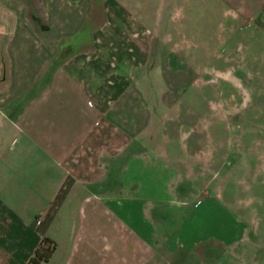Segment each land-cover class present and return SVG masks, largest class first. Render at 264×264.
<instances>
[{
    "label": "crops",
    "instance_id": "1",
    "mask_svg": "<svg viewBox=\"0 0 264 264\" xmlns=\"http://www.w3.org/2000/svg\"><path fill=\"white\" fill-rule=\"evenodd\" d=\"M155 2L152 10L148 5ZM157 9V0H0V264H26L42 237L53 239L49 226L44 227L54 217L51 205L36 213L3 197L2 185H12L15 178L5 174L2 165L19 162L20 151L29 153L24 161L42 163L46 178L54 181L48 184L53 187L47 192L51 196L74 191L83 198V191L89 190L98 194L101 186L119 179L113 176L117 168L127 174L123 181L131 183H117L115 191L128 196L136 189L148 200L146 211L152 210L151 200L159 204L175 200L187 206L185 218L194 222L214 208L217 229L242 227L243 218L234 215L224 199L230 194L216 183L213 186V181L219 174V181L235 178L240 186L246 184L239 194L250 189L247 179L252 169L244 160L247 153L253 156L258 141H243L248 129L227 139L220 124L228 113L244 115L241 108H232V101L237 95L244 97L248 83L258 75L253 70L258 58L232 57L225 40L210 74L200 73L193 63L182 61L183 47L176 48L178 40L170 38V32L158 38V27L152 23ZM230 9L226 13L232 18L242 17L246 27L264 33V0ZM35 20L43 21L47 32H40ZM158 79L163 84L159 93ZM196 80L208 86L206 96L217 84V91L212 90L219 102L211 105L209 113L195 107L198 95L190 84ZM222 82L231 90L227 92ZM142 84L151 85L152 96L145 94ZM261 143L264 149V140ZM36 153L43 155L41 161ZM230 155L237 164L224 168V158ZM12 193L20 191L11 188L8 195ZM23 193L32 195L30 188ZM237 204L240 208L242 201ZM241 231L242 243L258 242L250 229ZM133 239L135 250L126 252V245L124 249L118 241L109 256L97 260L101 264H264L263 249L226 252L230 242L221 236L214 243L222 246V252L193 248V243L186 250V241L180 240L176 251L162 240L152 248ZM73 240L71 258L63 264H96L91 256H76L80 228Z\"/></svg>",
    "mask_w": 264,
    "mask_h": 264
},
{
    "label": "rangeland",
    "instance_id": "2",
    "mask_svg": "<svg viewBox=\"0 0 264 264\" xmlns=\"http://www.w3.org/2000/svg\"><path fill=\"white\" fill-rule=\"evenodd\" d=\"M251 1L253 0H157L160 9H157L156 15L154 12L152 13L154 18L152 23L158 27L159 39L166 32H170V38L176 42L178 40L176 48H180V45L183 47L182 61L189 65L193 63L200 73L206 71L210 74V69L217 54L222 51L221 48L225 40L228 47H226L227 53H230L232 57L250 60L252 56L256 55L260 62V66L259 62L254 65L253 70L258 72V75L248 83L245 96L237 95L232 101V108H241L244 115L239 117L228 113L229 116L220 124L222 127L220 133L227 135V139L238 136L241 129H248L250 134L248 137L245 135L243 141L252 142V144L254 141H258L259 147L252 148L253 156L247 153L246 161L244 160V163L252 169V177L247 179L250 189L248 192L244 191L239 194V191L247 188L246 184L240 186L237 183L238 179L235 178L227 182L219 181V174H215L217 180L213 181V186L216 183L218 186H222L221 190L226 189V193L230 194L229 197L224 194L228 207L234 210V215L243 218L241 227L243 231L246 232L250 229L258 235V242L242 243L239 240L242 234L240 227H228L225 231L217 229L218 226L216 223L214 225V220L216 222L218 217L214 215L212 210L214 208L208 211L207 216L205 213L202 218L198 217L197 222H194L190 217L185 218L184 212L187 206H183L175 200L163 204L151 200L152 210L146 211L145 209L150 208V205L147 204L148 200L139 195L136 189L131 190L128 196L126 192L115 191L117 183L124 185L128 182L131 183L128 179L123 181L127 174L122 171L117 172V168L113 176L118 175L119 179L110 180V183L101 186V189L96 192L98 194L93 195L89 190L87 194L83 191V198L82 193L75 196L74 191H66L65 195L57 197L51 196L47 192H50L51 189L53 191V187L50 189L48 184H52L54 181H48L49 177L46 178L47 172L42 163L24 161L23 158L28 157L29 153L20 151L19 162L2 165L3 169H6L4 173L8 175L12 173V178L17 180L16 183L14 180L12 185L11 183L8 184L9 186L2 185L3 197L6 200H12L15 205H26L28 211L35 210L37 213L38 210L48 208L50 205L51 209L55 210L54 213H50L54 216L53 219L47 220L48 222L44 224L45 228L49 226V234L57 245L50 264H63L70 260L73 244H75L73 235L79 228L81 229L80 253H77L76 256L81 255L80 258L91 256L92 262L96 264H101L100 260H97L98 257L102 260L103 257L109 256L113 249H116L118 241L122 242L120 245L124 249L126 245V252L135 250L136 244H134L133 238L145 241L152 248L155 243H158V240H162L169 248L171 247L170 249L176 251L180 240L181 242L186 241L184 247L186 250L189 247L187 244L193 243L190 244L194 245L193 248L199 246L200 249L213 248L217 252H222L224 251L221 250L222 246L214 243L215 239L221 236V240L225 239L226 242H230L226 252L245 250L246 253H256V249L264 250V149L261 143L264 140V33L262 30L257 31L254 26L246 27L242 17L235 20L227 14L231 11L230 8L233 7L235 10L240 5L246 7L249 3L251 4ZM228 3H231L232 6L230 7ZM148 6L153 10L157 5L155 2L154 5L149 4ZM28 13L30 15L33 13L31 8L28 9ZM229 25H236V28H232V30ZM230 30H232L231 36L228 34L231 32ZM218 80L220 81V78ZM218 80L216 79L217 83ZM161 82V79H158V83L155 82L158 93L162 92L160 90L163 86ZM222 85L227 92L231 90V86H225L223 82ZM140 86L144 88L146 95L152 96L151 85L142 84ZM190 86L191 91L195 92L198 97L200 95V100L197 97L194 103L195 107L204 111L208 110L209 113L211 105L219 102L212 90L213 87H216L214 89L217 91V84L212 85L209 89L210 95L207 96L205 92L208 90V86L202 85L198 80ZM225 126L226 130H223ZM249 151L248 149L246 152ZM257 154L260 157H257ZM36 156L41 161L43 155L36 153L34 157ZM224 162V168H231L237 164L233 155L224 158ZM218 172L221 174L220 171ZM208 175L211 174L208 173ZM148 182L152 185L154 183V181ZM11 188L19 189L20 193H12L13 196L8 195V190ZM28 188L32 191L31 196H26L23 193ZM81 191L82 189L79 193ZM233 193L234 195H231ZM262 199L263 204L260 205ZM237 200L242 201L240 204L242 208L236 207L238 206ZM95 205L96 207H94ZM85 251H87V255L81 254ZM116 251L119 252L120 249Z\"/></svg>",
    "mask_w": 264,
    "mask_h": 264
},
{
    "label": "trees",
    "instance_id": "3",
    "mask_svg": "<svg viewBox=\"0 0 264 264\" xmlns=\"http://www.w3.org/2000/svg\"><path fill=\"white\" fill-rule=\"evenodd\" d=\"M40 32H47L48 26L41 20H35ZM56 242L49 237H42L34 249L33 255L26 264H45L50 260L56 250Z\"/></svg>",
    "mask_w": 264,
    "mask_h": 264
},
{
    "label": "built area",
    "instance_id": "4",
    "mask_svg": "<svg viewBox=\"0 0 264 264\" xmlns=\"http://www.w3.org/2000/svg\"><path fill=\"white\" fill-rule=\"evenodd\" d=\"M90 104V103H89Z\"/></svg>",
    "mask_w": 264,
    "mask_h": 264
}]
</instances>
